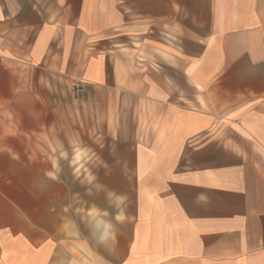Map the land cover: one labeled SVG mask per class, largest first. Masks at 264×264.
Masks as SVG:
<instances>
[{
    "label": "crops",
    "instance_id": "1",
    "mask_svg": "<svg viewBox=\"0 0 264 264\" xmlns=\"http://www.w3.org/2000/svg\"><path fill=\"white\" fill-rule=\"evenodd\" d=\"M0 264H264V0H0Z\"/></svg>",
    "mask_w": 264,
    "mask_h": 264
},
{
    "label": "rangeland",
    "instance_id": "2",
    "mask_svg": "<svg viewBox=\"0 0 264 264\" xmlns=\"http://www.w3.org/2000/svg\"><path fill=\"white\" fill-rule=\"evenodd\" d=\"M71 99L69 98L68 99V103H71ZM132 145H129V144H116V158H115V163H123V160L122 159V156L125 152H127L128 150H130V147ZM72 162V165H73V168L75 166V163H77V160L76 161H71ZM81 162V161H79ZM88 163V161H84V166L85 164ZM87 175H80L78 176V178H83L84 181H88V179H90L91 177H86ZM73 177H76V175H73ZM71 179V178H70ZM73 179V178H72ZM124 206H125V203H124V198L122 195H120L119 193H117V205H116V212H117V215H121L123 210H124Z\"/></svg>",
    "mask_w": 264,
    "mask_h": 264
},
{
    "label": "clouds",
    "instance_id": "3",
    "mask_svg": "<svg viewBox=\"0 0 264 264\" xmlns=\"http://www.w3.org/2000/svg\"><path fill=\"white\" fill-rule=\"evenodd\" d=\"M121 216L120 215H117L116 216V219H117V221H120L121 220ZM111 225L110 224H108V223H103V232H102V234H101V237H100V239L102 240V241H104V240H108L109 238H111V239H115V235L112 233V231H111Z\"/></svg>",
    "mask_w": 264,
    "mask_h": 264
}]
</instances>
